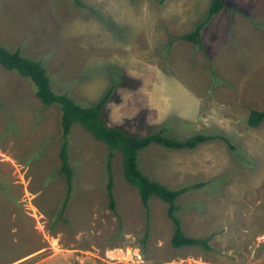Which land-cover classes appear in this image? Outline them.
<instances>
[{"label": "rangeland", "instance_id": "rangeland-1", "mask_svg": "<svg viewBox=\"0 0 264 264\" xmlns=\"http://www.w3.org/2000/svg\"><path fill=\"white\" fill-rule=\"evenodd\" d=\"M211 2L0 0V46L40 61L56 93L89 107L113 88L106 122L131 134L220 137L139 152L150 179L190 188L175 215L210 248H176L169 206L152 196L144 207L119 151L110 207L109 149L80 124L68 137L65 205L60 107L0 64V264H134L112 259L129 248L143 264H264V122H247L264 111V0H224L203 46L178 39Z\"/></svg>", "mask_w": 264, "mask_h": 264}, {"label": "trees", "instance_id": "trees-1", "mask_svg": "<svg viewBox=\"0 0 264 264\" xmlns=\"http://www.w3.org/2000/svg\"><path fill=\"white\" fill-rule=\"evenodd\" d=\"M167 0H160L163 4ZM224 0H212L208 9V14L202 22H200L193 32L183 35L178 39L191 42L197 46H203L201 31L211 21V19L219 14L223 9ZM0 64L8 71H13L20 76L31 81L36 88L38 99L45 106L58 104L61 110V126L63 144L60 150V159L62 160L61 171L64 172L68 179V196L65 205L70 197L69 193L72 189L73 171L69 164L68 156V137L74 124L83 126L93 137L104 143L109 149L108 171L109 181L107 184L108 195L110 198V207L115 210V202L113 197V175L111 173V160L114 157V151H119L123 156L124 178L133 187L139 190L141 201L146 209L149 208V200L152 196L158 197L165 202L168 207V216L174 222L175 233L172 238V244L176 248L202 245L209 249V239H195L185 235L182 225L175 215L178 209L176 202L178 198L187 193L190 189L185 187L179 190H171L165 185L150 179L139 168L138 156L141 150L148 148L150 145H158L167 149L174 150H194L199 145L219 139L217 135L208 136L204 134H196L189 138L179 140L168 137L164 130L139 136L131 134L121 127L109 126L106 122L104 109L109 101L113 88L104 95V97L95 105L83 107L78 105L68 94H58L51 86L50 78L46 68L40 61L30 59L21 54L19 50L12 52L5 47L0 46ZM248 126L257 128L264 122V111L252 110L248 118ZM227 141V139L223 138Z\"/></svg>", "mask_w": 264, "mask_h": 264}, {"label": "built area", "instance_id": "built-area-1", "mask_svg": "<svg viewBox=\"0 0 264 264\" xmlns=\"http://www.w3.org/2000/svg\"><path fill=\"white\" fill-rule=\"evenodd\" d=\"M134 250V248H129L126 253H124L122 250L118 251V255L115 256L114 260H126L127 262H131L134 264H143V257L141 251H131Z\"/></svg>", "mask_w": 264, "mask_h": 264}]
</instances>
